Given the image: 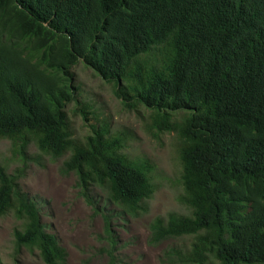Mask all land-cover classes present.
<instances>
[{
	"label": "trees",
	"instance_id": "16d2710c",
	"mask_svg": "<svg viewBox=\"0 0 264 264\" xmlns=\"http://www.w3.org/2000/svg\"><path fill=\"white\" fill-rule=\"evenodd\" d=\"M80 61L175 133L190 214L155 219L150 244L192 236L190 259L264 264V0H0V141L26 137L38 158L66 157L61 172L84 194L104 189L107 205L137 217L154 186L124 138L106 125L75 138L66 107ZM19 173L0 165V217L23 221L16 250L66 264Z\"/></svg>",
	"mask_w": 264,
	"mask_h": 264
},
{
	"label": "rangeland",
	"instance_id": "374dc122",
	"mask_svg": "<svg viewBox=\"0 0 264 264\" xmlns=\"http://www.w3.org/2000/svg\"><path fill=\"white\" fill-rule=\"evenodd\" d=\"M72 72L77 91L66 110L75 138L85 142L92 126L106 125L110 135L124 138L122 153L149 170L154 193L144 203L146 212L137 217L125 215L107 205L106 190L95 187L86 195L78 187L76 174L62 173L66 157L38 158L36 147L26 137L0 141V165L10 174H22L20 188L36 202L46 231L66 252V264H216L208 251L189 258L192 236L150 244L155 219H166L171 213L190 214L178 200L184 190L175 133L155 127L149 109L125 107L114 85L82 61ZM82 111L88 113L87 121ZM183 116L174 113L173 120ZM106 217L111 218L110 233ZM22 228L23 221L13 212L0 217V264H45L37 250H16L14 232ZM172 251L176 253L168 257Z\"/></svg>",
	"mask_w": 264,
	"mask_h": 264
}]
</instances>
